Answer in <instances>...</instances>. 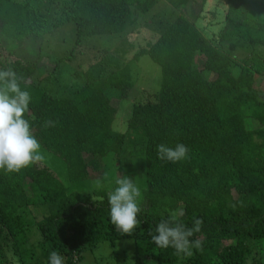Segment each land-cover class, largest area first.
Instances as JSON below:
<instances>
[{"label":"trees","instance_id":"trees-1","mask_svg":"<svg viewBox=\"0 0 264 264\" xmlns=\"http://www.w3.org/2000/svg\"><path fill=\"white\" fill-rule=\"evenodd\" d=\"M45 1L36 0L31 8L0 0L4 41L23 44L29 39L30 16ZM71 1L62 23L73 26V45L99 36L122 44L115 49V41L106 42V50L82 74L70 68L63 72L55 64H79L73 52L72 57L70 52L45 58L56 68L48 74L36 67L44 64L12 59L0 47V69H13L21 88L31 94L24 118L33 135L64 167L57 165L59 171H54L40 160L19 172L0 169V264H49L52 251L64 264H77V258L89 252L96 256L95 250L105 244L117 259L112 256L110 264L113 259L116 264H264V99L254 87L255 77L264 72V19L253 20L244 10L246 17H230V11L220 21L218 40H240L263 55V60L255 54L240 65L203 39L188 12L184 14L198 0H166L173 19L169 15L159 25L156 42L133 48L127 62L125 33L153 2ZM121 34L125 36L112 38ZM25 49L35 52L31 45ZM199 55L204 56L205 70L215 74L212 81L192 69ZM143 57L160 70L155 83L159 89L150 93L148 102L131 106L119 132L114 129L119 112L111 107L109 94L114 101L133 96L131 82L137 75L132 76L130 65ZM35 72L42 82L28 83ZM61 74L69 78V87L53 96ZM74 77L80 79L72 81ZM46 120L55 126L44 127ZM179 143L189 149L187 158L175 163L159 159V144ZM85 154L91 156L88 163ZM112 163L139 185L145 199L137 216L140 225L130 236L111 224L107 191L91 196L68 187V182H91L88 168L104 177ZM172 212L186 227H193L196 218L203 220L200 232L190 237L201 243L191 256H177L172 247L157 248L151 241L149 233L156 234V225ZM29 229L36 244L27 245ZM123 242L133 243L131 255L126 248L116 254ZM102 260L96 256L97 264Z\"/></svg>","mask_w":264,"mask_h":264},{"label":"rangeland","instance_id":"rangeland-1","mask_svg":"<svg viewBox=\"0 0 264 264\" xmlns=\"http://www.w3.org/2000/svg\"><path fill=\"white\" fill-rule=\"evenodd\" d=\"M11 3L17 4H26L29 5L31 8L35 7L36 0H9ZM79 0H75L78 3ZM129 2H134L135 0H127ZM141 0L140 2H142ZM147 2H153V6L150 10L139 16L138 19L133 22L125 35L127 41L124 44V50L126 51L125 56H130V58H126L125 61L129 62L132 58L130 53L133 52V48H145L148 42L154 43L160 37L162 32L161 23L167 22L168 17L171 14V8L166 5V0H146ZM69 2V4H68ZM139 2V3H140ZM198 3L195 4L194 7L192 5L189 6L185 15L188 12V20L196 27L199 34L203 37V39L207 40L213 48L216 50L222 51L228 57H231L237 61L238 64L243 65L244 61L251 57H255V54H258L262 60L263 55L258 50L257 53L253 52L244 42L242 41H235L233 39H229L228 41L221 42L218 40V36L220 33V27L218 30V25L222 20L223 16L226 13L230 12V17H237L242 18L246 17V13H250V18L255 20L257 18L264 19V0H232L230 3L229 0H198ZM230 4H229V3ZM237 3V4H236ZM244 3H247L244 7ZM74 2L71 0H46L38 5L35 9L36 12L32 13L30 16L31 19V30L26 35V38H29L23 42V44H10L4 41V38L0 36V47L7 51V49L12 53V59H19L29 63L39 62L44 64L45 66H36V67H43L45 69V73H50V71L55 70V64L61 66L60 69L64 72L65 69H69L75 72H86L87 68L90 67L88 65L93 64L95 59L102 55V51L106 50L107 43L109 44L113 41L116 42L115 45L111 44V48H119L121 47V42L116 39H110L108 37H95L89 38L84 37L81 38L82 40L77 45H73L75 42L74 36V28L71 24L62 23L65 20V10L68 6L66 5H73ZM237 5V6H236ZM247 6V7H246ZM66 7V8H65ZM246 10V13H244ZM171 16V15H170ZM173 19V16H171ZM1 25V23H0ZM125 35H116L112 36V38H117L119 36ZM32 36V37H31ZM124 38V37H123ZM31 45V50L35 51L32 55L29 50H26L25 47ZM113 49L111 53H114ZM71 52L74 54V58H78L81 62L76 65H71V63H67L68 61L60 62V63H51V60H46L47 57H55V56H66ZM130 52V53H129ZM200 56V55H199ZM95 58V59H94ZM103 56L100 58L102 59ZM204 56L196 57L193 60L192 69L197 70L198 72L202 73V77H204L207 81H212L216 78L215 74L205 70L204 63ZM236 63V64H237ZM86 64V66H84ZM132 66L133 74L132 76H136L135 79L131 82L133 84V90L131 91L128 100H118L114 101V96L109 94L110 98V105L114 107V109L118 110L119 118L116 121L117 124L114 127L115 130L119 132H123L125 127L123 126L124 121L130 116V109L131 106L135 103H146L151 100L150 93L157 92L159 88L155 87L156 80L159 78L160 70L158 67L150 63L148 59L142 58L140 61L136 62ZM123 67V66H122ZM120 67V68H122ZM119 68V69H120ZM136 71V72H135ZM58 73H61L57 71ZM237 71L234 70V74ZM59 84L54 86V95H58L59 93L66 91L69 87L67 83L69 82L68 77H64V74L59 76ZM75 78V79H74ZM72 81H78L80 79L74 77ZM41 74L35 72L28 80V83L32 82H42ZM255 81V90H259L261 92V98L264 99V72L262 75H257L254 79ZM44 84V83H43ZM73 87V86H72ZM151 93V94H152ZM43 155V161H45L54 171H59L58 166L62 169L63 164L60 160L56 157L48 154L43 149H40ZM83 159L85 163H88L91 160V156L83 155ZM58 165V166H57ZM109 165V164H108ZM90 171V181L91 182H78V183H71L68 182V187L73 186V188L79 189L82 194L91 195L93 196L94 193H103V191H112L116 184L115 180L117 178L123 177V172L121 171L120 167L117 163H112V165L108 166L107 173L103 177L101 173H93L91 169L88 168ZM59 173V172H58ZM66 172H63V175ZM64 179V178H62ZM139 186V185H137ZM67 188V187H66ZM72 188V189H73ZM75 190V189H74ZM142 193V192H141ZM93 199L100 200L98 197ZM101 201V200H100ZM145 199L141 196L139 198V205L143 204ZM30 214V213H29ZM31 220L34 221V214L32 215ZM34 231V230H33ZM32 230L29 229L28 233V243L29 244H36L37 239L33 238L34 233ZM31 232V233H30ZM125 242L118 245V253L117 255L120 256V252L123 248L128 250V254H132L133 243L129 242L127 246H124ZM26 245V246H27ZM101 246L96 252V256H99L101 264H110L109 260L112 261V256H114L115 260L116 256L115 253L112 252V249L108 247V244L104 245V248L100 249ZM130 247V248H129ZM130 252V253H129ZM96 256L93 255L92 252L84 253L83 258H77V264H97L96 263ZM81 259V261H80ZM258 260V259H257ZM113 263L114 262L113 259ZM149 264V263H146Z\"/></svg>","mask_w":264,"mask_h":264},{"label":"clouds","instance_id":"clouds-1","mask_svg":"<svg viewBox=\"0 0 264 264\" xmlns=\"http://www.w3.org/2000/svg\"><path fill=\"white\" fill-rule=\"evenodd\" d=\"M21 78L9 69H0V169L6 172H19L21 169L43 159L41 145L31 131L30 123L25 119L29 111L31 94L20 86ZM55 126L46 120L44 127ZM189 149L183 144L169 147L157 146L159 159L178 162L187 158ZM115 188L107 193L110 222L121 235H132L140 225L137 219L141 211L138 203L140 188L131 179L124 176L115 180ZM177 213L172 212L169 219L161 220L156 225V234L149 233L157 248L172 247L177 256H191L192 249H200L199 240L190 237L201 230L202 218L193 221V227H186L177 222ZM49 264H64L63 257L56 251L49 254Z\"/></svg>","mask_w":264,"mask_h":264}]
</instances>
